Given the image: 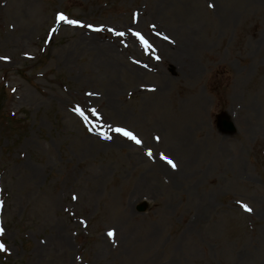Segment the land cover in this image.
Instances as JSON below:
<instances>
[{
    "label": "rangeland",
    "instance_id": "1",
    "mask_svg": "<svg viewBox=\"0 0 264 264\" xmlns=\"http://www.w3.org/2000/svg\"><path fill=\"white\" fill-rule=\"evenodd\" d=\"M0 230V264H264V0H0Z\"/></svg>",
    "mask_w": 264,
    "mask_h": 264
},
{
    "label": "snow or ice",
    "instance_id": "2",
    "mask_svg": "<svg viewBox=\"0 0 264 264\" xmlns=\"http://www.w3.org/2000/svg\"><path fill=\"white\" fill-rule=\"evenodd\" d=\"M209 6L212 7L213 5H209ZM57 21H64V22H66V23H68V24H70V25H78V24H79L78 21L70 20V19H68L66 16H64L63 14H58V15H57ZM109 30L112 31L111 29H109ZM118 35H121V36H122L123 33H118ZM135 35H137V36L140 38L141 43H142L146 48L151 47V46L148 44V42H147L146 40L143 39V37H140V34H139V33H135ZM164 38L167 39V37H164ZM2 59H6V58H2ZM157 59H158V57H157ZM76 111H77V113L80 114L81 116L83 115V113L81 112L80 109H76ZM92 111H93V114H95V110H92ZM114 131H115L116 133H119L120 135H122V136H124V137H127L128 139L134 141L137 145H139V144L142 143V141L139 140V139H138V138H137L132 132H130V131L124 129V128H119V127H118V128H115ZM104 138H105V139H109L110 137L104 136ZM157 139H158V138H157ZM146 154L149 155V156H151V155H152L151 150H148ZM161 159L164 160V161H165L168 165H170L171 167H173V168L176 167L175 163H174V162L172 161V159H170L169 157H167V156L161 154ZM73 199H75V197H73ZM242 206L244 207V209H245L246 211H249V212L251 211V209H250L247 205H242ZM0 232H2V230H0ZM108 235H109V236H112V235H113V232L110 231V232L108 233ZM4 250H5V246H4L2 243H0V251H4Z\"/></svg>",
    "mask_w": 264,
    "mask_h": 264
},
{
    "label": "bare ground",
    "instance_id": "3",
    "mask_svg": "<svg viewBox=\"0 0 264 264\" xmlns=\"http://www.w3.org/2000/svg\"><path fill=\"white\" fill-rule=\"evenodd\" d=\"M184 44L187 47V43H184ZM181 48H183V46H181ZM101 50H102L101 54L103 53V55H101V56H105V59L100 58V60H104L103 61L104 64H106L107 67H109L112 72L117 70L120 66V61L115 56H113L111 53H109V52H111L110 49L102 48ZM106 53H109V54H106ZM170 57H173V56H170ZM138 72H140V71H138Z\"/></svg>",
    "mask_w": 264,
    "mask_h": 264
},
{
    "label": "water",
    "instance_id": "4",
    "mask_svg": "<svg viewBox=\"0 0 264 264\" xmlns=\"http://www.w3.org/2000/svg\"><path fill=\"white\" fill-rule=\"evenodd\" d=\"M219 126L222 131L224 132H233L235 130L234 124L232 121L229 120L228 116L226 114L221 115L219 117ZM139 211L144 210V204L137 207Z\"/></svg>",
    "mask_w": 264,
    "mask_h": 264
},
{
    "label": "trees",
    "instance_id": "5",
    "mask_svg": "<svg viewBox=\"0 0 264 264\" xmlns=\"http://www.w3.org/2000/svg\"><path fill=\"white\" fill-rule=\"evenodd\" d=\"M4 89V88H3Z\"/></svg>",
    "mask_w": 264,
    "mask_h": 264
}]
</instances>
